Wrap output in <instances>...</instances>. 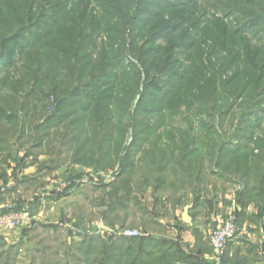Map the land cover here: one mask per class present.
<instances>
[{
	"label": "trees",
	"instance_id": "1",
	"mask_svg": "<svg viewBox=\"0 0 264 264\" xmlns=\"http://www.w3.org/2000/svg\"><path fill=\"white\" fill-rule=\"evenodd\" d=\"M80 1L89 4V0ZM23 2L25 5L18 8L20 15L12 20L19 29L11 34L16 41L23 39L21 32L27 29L24 25L48 17L46 12L35 13L36 0ZM260 6L264 15V0H260ZM80 7L74 0L69 10L51 17L46 23L49 28L38 30L32 46L22 50L20 61L30 65L25 77L28 86L19 87V93L4 87L0 93V159L7 162L13 157L14 146H18L28 147L36 162L40 155L47 156L54 168L69 164L107 171L119 166L113 182L95 184V189L109 199L107 205L103 204L106 208L102 220L111 221L107 226L112 232L102 230L107 238L86 234V241L78 246L82 253L78 260L85 259V264H174L170 242L126 237L117 234L115 227L119 223L122 228L127 225L133 208L143 211L137 192L152 185L153 180H165L172 163L184 168L182 162L187 161L185 171L192 172L197 180L204 170V181L217 176L240 181L247 188L264 187V161L253 158L245 146L234 147L232 143L252 137L264 122V42H236L242 33L234 32L216 47L215 60L206 61L201 74L190 66L180 75V81L169 80L168 85L163 77L173 74L169 62L175 47L181 44L174 41L180 35L168 40L170 46L166 47L156 45L154 35L145 44H137L134 35L125 46L121 45L134 55V62L125 64L121 52L112 46L114 39H105L109 32L95 17L84 11L76 18ZM178 9H169L178 11L174 18L187 16ZM137 17L135 27L138 21L143 27L149 19H156ZM171 27L181 29L179 25ZM0 37L2 53L7 35ZM229 39L233 40L230 44ZM181 45L186 50L196 47L195 42ZM6 61L8 68L15 66L12 56ZM88 88L92 89L90 93L85 92ZM34 95L43 100L39 106L40 124H34L36 115L30 102ZM146 96L155 101L144 106ZM141 112L143 123L138 119ZM197 123L202 132L194 137ZM228 124L233 130L229 138L231 130H225ZM131 199L136 200L133 207L129 205ZM119 206L127 211L124 218L117 214ZM15 209L23 211L25 204L18 203ZM238 216L240 223V213ZM41 229L55 237L39 239L34 233ZM58 234L74 232L65 226L39 225L25 230L24 238L46 244V250L40 252L43 256L48 252L55 256L53 244L66 246ZM24 247L25 242L9 245L0 240V264H18L14 258ZM225 260L224 254L222 264Z\"/></svg>",
	"mask_w": 264,
	"mask_h": 264
},
{
	"label": "rangeland",
	"instance_id": "2",
	"mask_svg": "<svg viewBox=\"0 0 264 264\" xmlns=\"http://www.w3.org/2000/svg\"><path fill=\"white\" fill-rule=\"evenodd\" d=\"M23 1L24 0H0V36L3 34L7 35L4 40V49L2 50L4 52L0 53V93L4 87L18 92L17 89L19 87L24 89V87L28 86L25 77L29 74L30 65H26L24 61H20L23 57L22 50L32 46L31 44L37 34L36 32L41 30V28H43V31L47 30L46 28H49L47 24L50 22L51 17L61 14L64 9L69 10L74 0H72V2H68L69 0H48V2H46L47 4L43 0H36L37 6L35 8V13L40 11L41 14H43V12H46L48 17H46V19L40 17L37 22L33 21L24 25L26 26L24 28L27 29L25 32H21L23 39L16 41L11 34L17 32L19 29L16 27L17 25L13 24L12 20L20 15L18 8L21 7L20 5H25ZM75 4L81 6L76 18H79L84 11V13L88 12L90 17L93 16L100 22V27L106 30V32L108 30L109 33L105 34V39H114V44H112V46H115V48L119 50V53L121 52L120 58L123 56L121 59L124 60L125 64L132 61L134 62V55L125 52V47L121 45L125 46L127 39H132L134 35L138 38L137 44H145L146 40L150 39L149 37L151 35H154L156 45H162L164 47L170 46L168 40H174V35L181 36L174 40L177 43L191 44V42H195L196 47L192 50H186L187 48H183L185 46L181 44L179 48L175 47L173 59L169 62V64L173 66L171 70L173 74H166L163 77L167 80L165 83L168 85L170 84L169 80L180 81V75L185 74L190 66H192L197 73L201 74L202 71H204L202 70V68L204 69V63L210 59L215 60L216 47L223 42L226 36L231 37L234 32L242 33L240 38L235 39L236 42H243L244 44L247 40H249L250 43L264 42V27H261L264 15L260 13V8H262V6H260V0H89V4L87 2L83 3L80 0H75ZM138 5L140 9H143L138 10ZM175 6L179 7L178 10H180L181 14H186L187 16H177L174 18L178 11L169 9H173ZM14 9H17L18 12ZM137 15L138 19L146 15L147 18L153 17L156 19H149L146 22L147 25L145 23L143 27L141 22L138 21V27H135V25H137ZM154 15L156 17H154ZM171 25H179L181 29L178 31V29L172 28ZM34 26H37V28L33 29ZM242 36H244L245 39H242ZM165 37H168V39H163ZM232 41L233 40L229 39L228 43L230 44ZM206 52L212 53V55L207 56ZM10 56L14 58L15 66L8 68L6 60ZM192 56H195V59L190 60ZM213 63L215 64L216 62ZM177 71H179L180 74H176ZM91 90L92 89L88 88V91L85 92L90 93ZM41 101L43 102L40 95H34L33 100L30 101L32 102V112L36 115L34 124H40L42 121V118L38 117L41 114L39 113V106H42ZM154 101L155 100H153L151 96H146L143 103L145 106L150 105ZM20 102V100L16 102L17 108L20 107ZM51 102L54 108V99H51ZM140 116L138 118L139 123H143L144 119L142 121L140 119L143 117L142 112ZM144 118H146V114ZM44 124L45 123L41 126H44ZM194 127L196 129L194 134L195 137L196 134H201L202 131H199L198 123L194 125ZM140 128L141 127H139V129ZM228 128L229 126H225V130ZM25 149L24 147L23 151ZM110 170L119 171V166L113 169L111 168ZM65 183L70 184L69 182H64L63 184ZM81 184V187L69 188L64 193H59L57 196H54V198L59 199H50L45 205L43 204L41 208L42 211L38 214V224H33L31 225L32 227H30L35 228L43 223L59 224L61 220H64V214L66 216L69 215L70 219H67L66 222L72 226H66V229L68 227L71 229L73 228L74 235L64 234L62 236L58 234V239L66 242V246H61V243L53 244V252H55L56 255L53 256L52 253L48 252L43 256V253L40 252L46 250V244L40 245L37 239L29 241L28 237L24 238V233L21 229L23 227L14 230L10 229L11 231H16L12 232V238H16L18 242L21 243L25 242L23 251L19 253V256H15L14 258L16 263L85 264L83 262L85 259L81 261L78 260V258L82 256L78 246L84 242V236L86 234H94L93 236L96 237L98 235L107 238L105 232L98 228L99 226L108 227L107 225L111 222L109 221L107 223L102 220V214L105 211V205L109 203V199L106 198L103 191L95 189L96 186L93 182L85 181ZM20 188L25 187L21 186ZM35 189H37L36 186H34L33 191H35ZM20 190L23 191L22 189ZM60 195L63 196L59 197ZM24 198L25 196L23 195V199ZM34 198L35 194L32 196L33 200ZM135 201V199H131L129 205L133 207ZM28 202L29 201L26 200L25 205ZM122 207L123 206H119L116 209H120L117 214L121 218H124L127 211L121 209ZM133 210H131L128 223L124 228L141 233L140 226L142 225L143 218L139 217L138 220V212L134 208ZM117 226H119V230L121 231V224L119 223ZM63 230L65 231V229ZM37 232L39 233L34 234H38L39 239L51 236V238L55 237L54 233L50 232L51 234H47L42 229ZM99 248H102V246L99 245Z\"/></svg>",
	"mask_w": 264,
	"mask_h": 264
},
{
	"label": "crops",
	"instance_id": "3",
	"mask_svg": "<svg viewBox=\"0 0 264 264\" xmlns=\"http://www.w3.org/2000/svg\"><path fill=\"white\" fill-rule=\"evenodd\" d=\"M226 126H229L228 132L231 130L228 133L230 137L233 130L229 124ZM232 143L234 147L245 146L254 154L253 158L264 161V122L252 137H244L238 142L233 140ZM28 151V147L23 151L14 146L11 159L7 162L0 159V186L4 190L0 208L15 207L18 203L29 201L24 209L23 233L32 229L31 225L38 224L43 204L50 199H59L54 196L59 194L57 189L61 184L69 182L70 188L81 187V183L89 181V174L95 172L81 165L66 164L54 168L49 165L47 156L40 155L36 162ZM182 163L184 168L172 163L165 180L160 183L153 180L152 185H146L142 192H137L143 207V211H137V219H144L140 237L170 242L176 257L174 264H215L211 234L221 220L237 211L241 215L239 232L225 250V264H264V187L252 185L247 188L240 181L217 176L204 181V170L200 173V180H197L192 172L187 174L185 171L189 167L187 161ZM34 186L37 187L35 191ZM186 209L187 221L184 220ZM67 219H70L69 215L64 214L65 221L61 220L59 224L41 225L72 226L67 224ZM115 228L120 235L127 230L120 227V231L119 226ZM98 229L112 232L106 226H99ZM12 232L16 231L0 227V240L9 245L19 243L12 238Z\"/></svg>",
	"mask_w": 264,
	"mask_h": 264
},
{
	"label": "built area",
	"instance_id": "4",
	"mask_svg": "<svg viewBox=\"0 0 264 264\" xmlns=\"http://www.w3.org/2000/svg\"><path fill=\"white\" fill-rule=\"evenodd\" d=\"M118 170L110 171H95L89 174V181L94 184L109 183L113 181ZM71 184H61L58 187V193H64L71 186ZM4 190L0 186V200L3 197ZM25 218L24 210H16L15 207L0 208V227L8 229H18L22 226ZM263 225H264V214H263ZM239 232V216L238 212L235 211L221 220L214 231L211 234V245L213 249V257L215 264H222L223 256L227 246L232 243ZM123 235L126 237H139L140 233L133 230H125Z\"/></svg>",
	"mask_w": 264,
	"mask_h": 264
},
{
	"label": "water",
	"instance_id": "5",
	"mask_svg": "<svg viewBox=\"0 0 264 264\" xmlns=\"http://www.w3.org/2000/svg\"><path fill=\"white\" fill-rule=\"evenodd\" d=\"M187 212H188V209H186V213H185V216H184V220H185V221H187V219H188V218H187V216H188V215H187ZM101 227H103V226H101Z\"/></svg>",
	"mask_w": 264,
	"mask_h": 264
}]
</instances>
